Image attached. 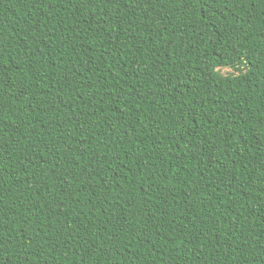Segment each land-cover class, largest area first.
<instances>
[{
	"label": "trees",
	"instance_id": "1",
	"mask_svg": "<svg viewBox=\"0 0 264 264\" xmlns=\"http://www.w3.org/2000/svg\"><path fill=\"white\" fill-rule=\"evenodd\" d=\"M0 264H264V0H0Z\"/></svg>",
	"mask_w": 264,
	"mask_h": 264
},
{
	"label": "rangeland",
	"instance_id": "2",
	"mask_svg": "<svg viewBox=\"0 0 264 264\" xmlns=\"http://www.w3.org/2000/svg\"><path fill=\"white\" fill-rule=\"evenodd\" d=\"M242 71H244V68H241ZM220 72L223 74V75H229V74H239L240 71L238 70H235L233 68H229V67H226V68H222L220 69Z\"/></svg>",
	"mask_w": 264,
	"mask_h": 264
}]
</instances>
